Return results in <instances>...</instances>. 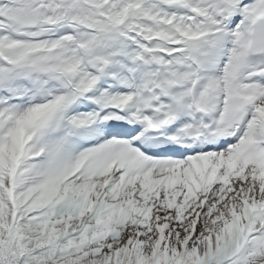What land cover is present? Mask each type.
I'll return each mask as SVG.
<instances>
[{
  "label": "snow or ice",
  "instance_id": "obj_1",
  "mask_svg": "<svg viewBox=\"0 0 264 264\" xmlns=\"http://www.w3.org/2000/svg\"><path fill=\"white\" fill-rule=\"evenodd\" d=\"M0 264H264V0H0Z\"/></svg>",
  "mask_w": 264,
  "mask_h": 264
}]
</instances>
